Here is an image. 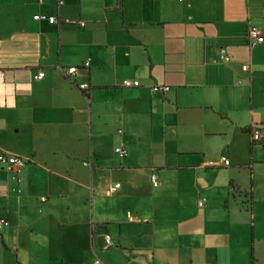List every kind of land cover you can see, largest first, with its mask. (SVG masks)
<instances>
[{
	"label": "crops",
	"instance_id": "1",
	"mask_svg": "<svg viewBox=\"0 0 264 264\" xmlns=\"http://www.w3.org/2000/svg\"><path fill=\"white\" fill-rule=\"evenodd\" d=\"M251 24L264 0H0V152L26 161L0 164V264H264Z\"/></svg>",
	"mask_w": 264,
	"mask_h": 264
},
{
	"label": "built area",
	"instance_id": "2",
	"mask_svg": "<svg viewBox=\"0 0 264 264\" xmlns=\"http://www.w3.org/2000/svg\"><path fill=\"white\" fill-rule=\"evenodd\" d=\"M34 18L37 20H47L50 23H56L57 22V18L56 16H47L45 14H36L34 15ZM80 26H85L84 22H80ZM247 39L248 42L251 46L256 45L257 43L260 42H264V31L262 30V27L256 24H251L248 28L247 31ZM222 58H225V56H222ZM89 65V62L86 63V66ZM243 70H247V65H243L242 66ZM77 71V67H67L63 69V72L66 76H72L73 74H75ZM45 76V72L43 70H40L37 74H35L34 78L36 80L42 79ZM243 83L242 79H238L237 80V84H241ZM123 85L126 87H137L140 85V82L138 80H132V79H124L123 80ZM80 89H87L89 87V85L87 83H82L79 85ZM168 87L167 86H162V85H155L153 87L154 91H164L167 90ZM254 138L255 139H259V132H255L254 133ZM116 153H118L121 157H125L127 155V150L122 148V147H116L115 148ZM222 161H224V164H229V160L225 157H223ZM212 163V162H211ZM0 164L3 165L5 168H7L8 170H19L20 168H22L25 164L26 161L23 157L21 156H17V155H13V154H9L6 152H0ZM19 180V178H18ZM152 180L156 181V176L152 175ZM120 186L119 183L115 184L111 190L114 191L116 190V188H118ZM46 197H42V201H45ZM206 202V198L203 197L199 200V205L203 206ZM2 224H8V220L7 219H3L0 218V226ZM105 242L107 245H112L113 241H112V236L109 233L105 234ZM94 264H103L102 261L99 258H96V260L94 261Z\"/></svg>",
	"mask_w": 264,
	"mask_h": 264
},
{
	"label": "rangeland",
	"instance_id": "3",
	"mask_svg": "<svg viewBox=\"0 0 264 264\" xmlns=\"http://www.w3.org/2000/svg\"><path fill=\"white\" fill-rule=\"evenodd\" d=\"M237 173L236 179L238 180L239 183L243 185H247L246 187L248 188V184L250 185L253 171L252 169L249 168H241V169H236ZM255 174L256 178H253L255 181V196L258 202H260L262 205H264V164L262 167H256L255 168Z\"/></svg>",
	"mask_w": 264,
	"mask_h": 264
}]
</instances>
